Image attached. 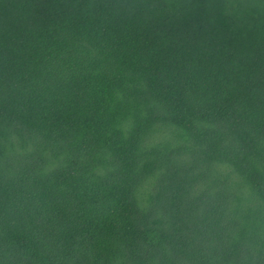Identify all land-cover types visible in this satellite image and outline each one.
<instances>
[{
  "label": "trees",
  "instance_id": "16d2710c",
  "mask_svg": "<svg viewBox=\"0 0 264 264\" xmlns=\"http://www.w3.org/2000/svg\"><path fill=\"white\" fill-rule=\"evenodd\" d=\"M0 264H264V0H0Z\"/></svg>",
  "mask_w": 264,
  "mask_h": 264
}]
</instances>
